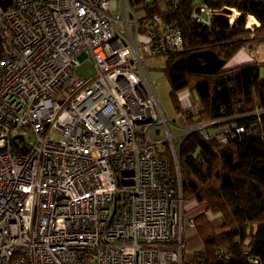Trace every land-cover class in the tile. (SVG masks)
Segmentation results:
<instances>
[{"label":"built area","instance_id":"obj_1","mask_svg":"<svg viewBox=\"0 0 264 264\" xmlns=\"http://www.w3.org/2000/svg\"><path fill=\"white\" fill-rule=\"evenodd\" d=\"M111 1L0 6V264H187L176 140L226 143L231 129L166 117L145 59L183 52V33Z\"/></svg>","mask_w":264,"mask_h":264},{"label":"trees","instance_id":"obj_2","mask_svg":"<svg viewBox=\"0 0 264 264\" xmlns=\"http://www.w3.org/2000/svg\"><path fill=\"white\" fill-rule=\"evenodd\" d=\"M128 0L144 11L141 26L154 14L163 23L179 27L185 49L167 57L164 69L175 110L184 123L216 121L213 128L229 127L226 143L206 139L193 131L178 141L182 194L188 202H206L207 209L193 218L201 247L185 256L187 264H264V62L226 68L228 61L250 41L264 39V0ZM215 10L208 23L193 17L199 6ZM238 15L232 22L226 8ZM254 16L258 26L248 27ZM211 49L223 60L215 74L178 71L174 60L194 50ZM1 51V47H0ZM190 90L196 107L186 108L180 93ZM257 110H261L257 113ZM244 127L237 133L235 127ZM222 127V128H224ZM164 155H170L167 148ZM221 214L216 229L207 212Z\"/></svg>","mask_w":264,"mask_h":264},{"label":"rangeland","instance_id":"obj_3","mask_svg":"<svg viewBox=\"0 0 264 264\" xmlns=\"http://www.w3.org/2000/svg\"><path fill=\"white\" fill-rule=\"evenodd\" d=\"M115 3L117 7V0H115V2L111 1L109 5L111 8V12L113 14L116 13ZM224 13L225 15L229 14V16L233 18V20L235 18L234 16L238 15V12L233 8H226L224 10ZM252 21H254V19H250L251 23L249 24H251L253 27L254 25ZM259 45H260V50L258 51V54H256L257 55L256 57L258 60L264 61V42L260 43ZM145 67H146L148 79L150 80L153 86L154 92L157 96L160 106L162 107L166 117L172 119L174 116H176L177 111L175 110L173 101L170 96V83H169V80L164 70L167 67V57L159 56V55L147 56L145 59ZM76 72L79 75L87 79H90L95 75L96 69H95L94 64L91 61L86 59V60H83L81 64L76 68ZM260 76L264 77V65H262L260 68ZM179 96H180V99L183 100V105L186 108H189L191 106L196 107L195 95L194 93H191L190 90H185L181 92ZM222 127L224 126L217 127V128H222ZM169 128L172 134L178 133V130H176L171 124L169 125ZM31 139H33V137H28V141ZM178 141H179V138L176 140L177 144H178ZM189 203L190 202L187 203V213L191 215L192 218H194L196 214L198 213V209L192 207ZM205 205H206V208H205L206 210L207 209L206 202H205ZM185 207H186V204H185ZM185 223H188L187 217H185ZM187 242H188V245L190 244L189 245L191 247L190 250H192L193 248L197 246H201V240L199 236L198 237L195 236L194 239H189V240L187 238Z\"/></svg>","mask_w":264,"mask_h":264},{"label":"crops","instance_id":"obj_4","mask_svg":"<svg viewBox=\"0 0 264 264\" xmlns=\"http://www.w3.org/2000/svg\"><path fill=\"white\" fill-rule=\"evenodd\" d=\"M199 0H196L195 2H198ZM234 9V8H233ZM143 11L140 10L137 12L138 16H142L143 15ZM236 17V16H234ZM250 19H254L253 22V25L255 26H258L259 25V22L258 20L250 15L248 17V22H247V26L248 27H252L251 23L250 22ZM264 42V39H261L259 37H257L255 40H253L252 42L250 41L246 46H243L240 50L237 51V53L228 61V63L226 64V68H232V67H236V66H239V65H242V64H245V63H249V62H262L261 60H258L257 59V55L258 54V51L260 50V43H263ZM264 62V61H263ZM192 207L194 208H197L198 209V213L202 212V211H206L205 208H206V205H205V202H190L189 203ZM197 213V214H198ZM208 216H209V219L212 221V223L214 224V227L216 229H220L221 227V224L223 222V218L221 216V214H214L210 211L207 212ZM186 217L188 219L192 218L191 215H189L188 213L186 214ZM188 226V227H187ZM186 230H185V235H186V238L189 239H194L195 236L198 237V234L196 233V231L194 230V228L190 227L188 225V223H186ZM190 245V244H189ZM201 246H197L195 248H193L192 250L191 247L189 248V252H192L196 249H199Z\"/></svg>","mask_w":264,"mask_h":264},{"label":"water","instance_id":"obj_5","mask_svg":"<svg viewBox=\"0 0 264 264\" xmlns=\"http://www.w3.org/2000/svg\"><path fill=\"white\" fill-rule=\"evenodd\" d=\"M11 4L12 0H0V6L3 10H6ZM206 22H209V20ZM223 64L224 60L213 50L199 49L178 57L172 62L171 68L178 71L215 74Z\"/></svg>","mask_w":264,"mask_h":264}]
</instances>
